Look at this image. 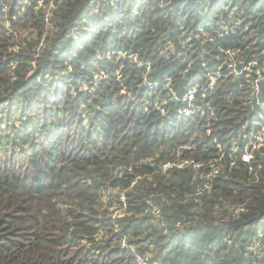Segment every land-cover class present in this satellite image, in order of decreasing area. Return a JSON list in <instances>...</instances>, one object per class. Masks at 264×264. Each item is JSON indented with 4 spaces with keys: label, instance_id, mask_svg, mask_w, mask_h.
Returning <instances> with one entry per match:
<instances>
[{
    "label": "trees",
    "instance_id": "1",
    "mask_svg": "<svg viewBox=\"0 0 264 264\" xmlns=\"http://www.w3.org/2000/svg\"><path fill=\"white\" fill-rule=\"evenodd\" d=\"M38 1L0 0V264H264V0Z\"/></svg>",
    "mask_w": 264,
    "mask_h": 264
},
{
    "label": "built area",
    "instance_id": "2",
    "mask_svg": "<svg viewBox=\"0 0 264 264\" xmlns=\"http://www.w3.org/2000/svg\"><path fill=\"white\" fill-rule=\"evenodd\" d=\"M45 3H47L46 4V9H47L46 21H48L49 16L51 14V11L54 8V0H49L48 2H46V0H39L38 1L39 6H42ZM76 33H77V31H76ZM227 53H228V61L226 63L227 71L223 72V69H222L223 66L218 68V70L213 71L211 73L210 82L208 84L210 88L215 86L216 81L219 77H221V76L229 77L232 75L240 76L246 70V68L239 69L238 66L236 65L235 57L237 56L238 51H236V50L235 51H228ZM131 56L133 57L134 60H137L136 56H134V55H131ZM150 71H151V66L149 63H147L146 72H145V75L143 77V83L147 87H150L151 89H153L156 87L157 83L152 82L149 79L148 74L150 73ZM262 78H263V75H262L261 70L256 69L255 70V76L251 80V88L253 89V93L256 95V97H257V93L260 92V80H262ZM166 80L169 81V78H167ZM166 88L169 90V93L174 100H180L179 96L170 88L169 84L166 85ZM201 88L202 87L200 84H195L185 91L182 99L187 104H186V106L178 108L177 113L179 115L185 116V117H190V116H194V115L204 116L208 112H211L212 105L208 101H204L203 103L198 102V94H199ZM260 103L264 104V101H262ZM157 109L163 115H166V111H165L164 107L162 106V104H159ZM261 148H264V129L258 133L257 132L251 133L249 144L243 151V161L247 162V163L250 162L253 154L257 150H260ZM233 150H234V152H238L240 149L235 147ZM234 163H235V160L232 162V164H234ZM189 167L199 169L202 167V163H198V162H195L194 160H190V159L177 160V161L176 160L167 161V162L161 164V171L162 172H168V171H171L173 169H185V168H189ZM220 170H221V166H219V167L218 166H212L210 171L203 175V185H202L203 187L198 189L196 195H201L204 193L205 190L207 191L211 188L212 181H213L214 177H216L220 173ZM149 211H152L154 214H157V215L160 213V209L158 207H154L153 210L149 209ZM123 245L124 246L126 245L125 242L123 243ZM136 259H137L138 264H147L146 259L143 258L142 256H140L139 254H136Z\"/></svg>",
    "mask_w": 264,
    "mask_h": 264
},
{
    "label": "rangeland",
    "instance_id": "3",
    "mask_svg": "<svg viewBox=\"0 0 264 264\" xmlns=\"http://www.w3.org/2000/svg\"><path fill=\"white\" fill-rule=\"evenodd\" d=\"M114 1V0H113ZM113 3V2H112ZM77 31V30H76ZM254 248V247H253ZM258 248V249H257ZM263 248V246H261L259 243H257V246H255L254 249H256L255 251H258L261 250ZM258 252H257V255H258Z\"/></svg>",
    "mask_w": 264,
    "mask_h": 264
}]
</instances>
